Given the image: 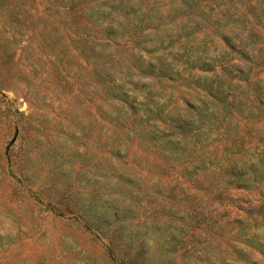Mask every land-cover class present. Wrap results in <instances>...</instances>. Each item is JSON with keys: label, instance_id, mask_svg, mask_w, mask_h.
<instances>
[{"label": "rangeland", "instance_id": "1", "mask_svg": "<svg viewBox=\"0 0 264 264\" xmlns=\"http://www.w3.org/2000/svg\"><path fill=\"white\" fill-rule=\"evenodd\" d=\"M261 193L264 0H0V264H264Z\"/></svg>", "mask_w": 264, "mask_h": 264}, {"label": "trees", "instance_id": "2", "mask_svg": "<svg viewBox=\"0 0 264 264\" xmlns=\"http://www.w3.org/2000/svg\"><path fill=\"white\" fill-rule=\"evenodd\" d=\"M134 33H135V31H134ZM141 40L143 41V42H146L145 40H143L142 38H141ZM203 59H201V67L203 68L205 65H207L208 64V62H206V60H204L205 59V57H202ZM187 59V58H186ZM152 67H154V65L152 66ZM159 71V70H158ZM260 196H261V199H260V204L258 205V208L260 209V210H263L264 209V195H263V193H261L260 194Z\"/></svg>", "mask_w": 264, "mask_h": 264}]
</instances>
